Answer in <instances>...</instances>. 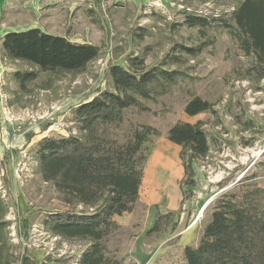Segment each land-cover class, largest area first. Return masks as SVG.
Wrapping results in <instances>:
<instances>
[{
    "label": "rangeland",
    "instance_id": "1",
    "mask_svg": "<svg viewBox=\"0 0 264 264\" xmlns=\"http://www.w3.org/2000/svg\"><path fill=\"white\" fill-rule=\"evenodd\" d=\"M241 1L5 0L2 27L44 28V3L51 2L52 32L101 51L99 59L76 75L39 72L20 89L12 73L37 68L2 59L0 46V194L8 207L3 221L9 223L15 264L23 256L34 264H77L89 248V239L52 235L43 224L48 214L66 209L52 185L42 181L34 155L45 136L64 137L74 131L72 111L63 110L66 105L90 99L97 89L113 91L104 77L110 59L126 67L127 58L139 57L143 69L159 67L177 75L152 87L151 98H138V106L123 111L122 141L142 125L155 128L159 136L142 146L138 199L130 212L112 217L114 225L101 240L105 259L120 264L182 263L184 247L198 245L221 203L236 202L243 190L253 187L264 192V79H258L252 70L254 56L245 55L233 34L230 15ZM189 16L208 20L191 27ZM194 97L213 104L217 114L186 115L184 107ZM55 105L59 109L52 116ZM43 115L45 119H39ZM43 121L28 141L11 144ZM179 121L202 122L210 146L208 156L193 163L192 187L180 186V147L166 138L169 127ZM159 148L170 157L173 172L155 174L151 169ZM155 222L160 230L148 232Z\"/></svg>",
    "mask_w": 264,
    "mask_h": 264
},
{
    "label": "trees",
    "instance_id": "2",
    "mask_svg": "<svg viewBox=\"0 0 264 264\" xmlns=\"http://www.w3.org/2000/svg\"><path fill=\"white\" fill-rule=\"evenodd\" d=\"M230 17L241 49L245 55L254 56L252 70L258 79H264V0H242ZM200 18L189 16L186 22L191 27L205 25L208 19ZM0 46L2 59L37 68L12 73L20 89L33 82L39 72L76 75L101 53L93 44L73 43L38 28L7 32ZM126 63L122 67L110 59L106 64L104 77L110 80L113 91L97 89L93 97L70 108L74 131L64 137L45 136L36 146L37 172L60 195L66 209L48 214L43 224L52 235L90 240L77 264H120L105 259L101 240L114 225L112 217L130 212L138 199L145 161L142 146L159 136L155 128L142 125L130 139L122 141L123 111L138 106V98H151L152 87L163 80L170 83L177 75L159 67L143 69L139 57H129ZM184 112L188 116L217 114L214 105L200 97L192 98ZM166 138L180 147V186H194L193 163L205 159L210 151L202 122H176L167 130ZM79 206L83 211L76 210ZM7 209L0 194V264H15L9 223L3 221ZM159 230L155 222L148 232ZM183 253L185 261L175 264H264L263 190L246 189L238 201L221 203L198 245L185 246ZM19 264L34 263L23 256Z\"/></svg>",
    "mask_w": 264,
    "mask_h": 264
},
{
    "label": "crops",
    "instance_id": "3",
    "mask_svg": "<svg viewBox=\"0 0 264 264\" xmlns=\"http://www.w3.org/2000/svg\"><path fill=\"white\" fill-rule=\"evenodd\" d=\"M5 4V0H0V19H1V10H3V8H4V5ZM45 5H44V8H46L47 10L45 11V17H47V18H45V22H46V24H45V27L44 28H42L41 27V25L39 26V27H35V26H33V27H30V28H38V29H40L42 32H44V33H46V34H50V35H55V36H62V37H65V38H67V36L65 35V34H63V33H54V32H52L51 31V29L49 28V27H51V21H50V19L48 18V16L51 14V13H49L50 11V8L53 6V4H55V3H51V2H47V3H44ZM73 8V7H72ZM30 28H28V29H30ZM27 30V29H26ZM10 31H15V30H12L11 29V27H9L8 25H6V26H4L3 25V27L0 25V39L3 37V35L4 34H6L7 32H10ZM22 31V30H21ZM70 42H73V41H71L69 38H67ZM62 104V103H61ZM76 105V104H75ZM59 106H60V102H59ZM59 106H57V105H55V107L52 109V110H50V112H53V114H52V116L54 115V113L55 112H57V110L59 109ZM68 107H70L69 105H66L64 108H63V110H67L68 109V111H70V108H68ZM72 107V106H71ZM49 112V113H50ZM49 113H47V115H46V118H50V119H52L53 120V118L52 117H48V115H49ZM65 114H66V112H65ZM42 120L43 119H45V116L43 117V118H41ZM44 122L45 121H43V123H40L39 124V126L38 127H32V128H30V129H28V130H26L25 132H23L22 134H21V136L19 137V139H15V141H11V144H13V142H16V144H18L19 142H26V141H28L29 140V138L31 137V135L34 133H36V132H38L37 130L39 129V127L41 126H43V124H44ZM53 128V126H50L49 128H48V131L49 130H51ZM44 133V132H43ZM7 142H8V140H7Z\"/></svg>",
    "mask_w": 264,
    "mask_h": 264
},
{
    "label": "bare ground",
    "instance_id": "4",
    "mask_svg": "<svg viewBox=\"0 0 264 264\" xmlns=\"http://www.w3.org/2000/svg\"><path fill=\"white\" fill-rule=\"evenodd\" d=\"M151 169L155 170V174L158 172H173V164L163 148H159L157 154L151 160ZM200 217L201 213L197 216L196 220H199Z\"/></svg>",
    "mask_w": 264,
    "mask_h": 264
},
{
    "label": "built area",
    "instance_id": "5",
    "mask_svg": "<svg viewBox=\"0 0 264 264\" xmlns=\"http://www.w3.org/2000/svg\"><path fill=\"white\" fill-rule=\"evenodd\" d=\"M53 108H54V107H52V109H53ZM44 115H45V114H44ZM44 115H43V116H41V117H39V119L43 118V117H44ZM46 115H47V114H46ZM46 115H45V116H46Z\"/></svg>",
    "mask_w": 264,
    "mask_h": 264
}]
</instances>
